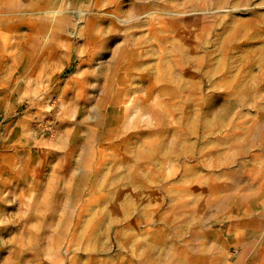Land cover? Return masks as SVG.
I'll list each match as a JSON object with an SVG mask.
<instances>
[{"label":"rangeland","instance_id":"rangeland-1","mask_svg":"<svg viewBox=\"0 0 264 264\" xmlns=\"http://www.w3.org/2000/svg\"><path fill=\"white\" fill-rule=\"evenodd\" d=\"M0 264H264V0H0Z\"/></svg>","mask_w":264,"mask_h":264}]
</instances>
